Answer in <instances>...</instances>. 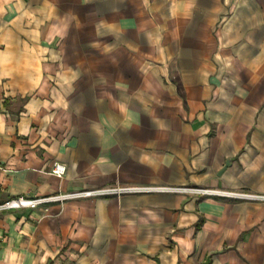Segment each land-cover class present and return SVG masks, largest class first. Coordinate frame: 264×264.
I'll return each mask as SVG.
<instances>
[{
  "label": "crops",
  "instance_id": "0c3cea01",
  "mask_svg": "<svg viewBox=\"0 0 264 264\" xmlns=\"http://www.w3.org/2000/svg\"><path fill=\"white\" fill-rule=\"evenodd\" d=\"M112 185L264 195V0H0V203ZM0 264H264V200L4 210Z\"/></svg>",
  "mask_w": 264,
  "mask_h": 264
},
{
  "label": "built area",
  "instance_id": "2783aa9c",
  "mask_svg": "<svg viewBox=\"0 0 264 264\" xmlns=\"http://www.w3.org/2000/svg\"><path fill=\"white\" fill-rule=\"evenodd\" d=\"M65 170H66L65 166L56 163L52 168V173L61 177L64 175ZM158 190H184L205 196H220V197H228V198L258 200V201L264 200V195H257L247 192L231 191L224 189H214V188H200V187L171 188V187L112 185L98 189H85V190H76L69 192L59 191L56 193H52L40 197H27V196L12 197L0 203V211L9 210V209H21V208L36 209L41 206H47L51 203H64L68 200H74V199L99 197V196H112V195L121 196L128 193H143V192H152Z\"/></svg>",
  "mask_w": 264,
  "mask_h": 264
},
{
  "label": "rangeland",
  "instance_id": "374dc122",
  "mask_svg": "<svg viewBox=\"0 0 264 264\" xmlns=\"http://www.w3.org/2000/svg\"><path fill=\"white\" fill-rule=\"evenodd\" d=\"M1 211H4V210H1ZM1 211H0V212H1Z\"/></svg>",
  "mask_w": 264,
  "mask_h": 264
}]
</instances>
